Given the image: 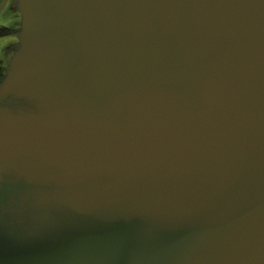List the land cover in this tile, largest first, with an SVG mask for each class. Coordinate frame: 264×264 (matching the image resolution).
I'll return each instance as SVG.
<instances>
[{"label": "water", "instance_id": "1", "mask_svg": "<svg viewBox=\"0 0 264 264\" xmlns=\"http://www.w3.org/2000/svg\"><path fill=\"white\" fill-rule=\"evenodd\" d=\"M19 4L0 264H264V0Z\"/></svg>", "mask_w": 264, "mask_h": 264}, {"label": "flooded vegetation", "instance_id": "2", "mask_svg": "<svg viewBox=\"0 0 264 264\" xmlns=\"http://www.w3.org/2000/svg\"><path fill=\"white\" fill-rule=\"evenodd\" d=\"M9 0H0V87L8 76L13 57L21 44L23 16L18 0H14L7 14H2ZM14 35V40L11 38ZM13 185L0 186V202L13 193ZM27 188V186H23ZM18 190V189H17Z\"/></svg>", "mask_w": 264, "mask_h": 264}, {"label": "rangeland", "instance_id": "3", "mask_svg": "<svg viewBox=\"0 0 264 264\" xmlns=\"http://www.w3.org/2000/svg\"><path fill=\"white\" fill-rule=\"evenodd\" d=\"M13 1L14 0H9V2H8V5H7V7H6V9L4 10V12L2 13V14H7L8 12H9V9H10V6H11V4L13 3ZM19 1V3H20V0H18ZM20 8V10H21V7H19ZM21 12H22V10H21ZM11 38L14 40V35H11ZM11 189L13 190V193L12 194H10L7 198H5V199H3V200H1V202H3V201H7L8 203H7V205H9V204H13L14 205V207H19V205H20V203H21V199L22 198H27V196H25L26 195V193L24 194V195H22V197L21 196H19V195H14V194H16L17 193V189H16V187H15V185H13V186H11ZM14 195V196H13ZM10 201V202H9ZM0 202V203H1ZM2 228H3V224L2 223H0V230H2ZM13 235V234H12ZM13 237V236H12Z\"/></svg>", "mask_w": 264, "mask_h": 264}]
</instances>
